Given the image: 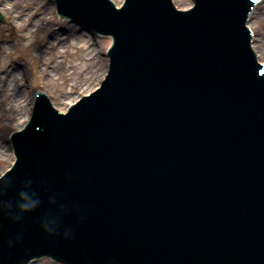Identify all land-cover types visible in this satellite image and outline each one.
Listing matches in <instances>:
<instances>
[{
  "label": "water",
  "instance_id": "obj_1",
  "mask_svg": "<svg viewBox=\"0 0 264 264\" xmlns=\"http://www.w3.org/2000/svg\"><path fill=\"white\" fill-rule=\"evenodd\" d=\"M257 1L57 0L113 37L109 73L67 115L39 97L13 134L0 264H264Z\"/></svg>",
  "mask_w": 264,
  "mask_h": 264
},
{
  "label": "rangeland",
  "instance_id": "obj_2",
  "mask_svg": "<svg viewBox=\"0 0 264 264\" xmlns=\"http://www.w3.org/2000/svg\"><path fill=\"white\" fill-rule=\"evenodd\" d=\"M18 1L17 4H14L13 10L15 12L20 10L21 4L39 7L41 11L37 15V19L39 18L38 16L44 14L46 16L44 19L52 21L54 24L53 29L58 31L59 35H54V32L48 31L42 23L37 27H30L28 26L29 22L27 19L24 21V25H26L25 29H16V24L7 18L10 10H8L9 12L4 10L3 4H0V14L3 19V21L0 22V65L6 62L12 65L13 68L19 70V82L17 83L20 86L19 91L21 90L24 92V97H27L28 101L29 93L33 92L35 96L38 91H46V94L51 97L54 107L64 111L69 104H72L79 97L91 92L92 90L89 91V89L91 87L95 88L97 83L99 85L100 81L103 79L104 76L97 81L101 69L103 67H105L106 71L108 69V59L106 57L107 47L104 48L103 44V40H106V38L98 37V35L94 33L84 31L83 35H87L84 36V38L87 39L85 50L89 49L90 51L93 49V54L91 56L83 54L81 50L72 46L71 42H73V40H66V36L63 34L64 29H62L66 23L72 31L79 33L83 25L79 26L78 23H73L69 19L58 17L51 0ZM263 5L264 3H261L259 8L263 7ZM43 6L46 8L44 9ZM256 14H258L257 11L253 14L250 23L256 34L254 45L260 43L262 33H264V14L259 15L257 19L255 18ZM19 20L20 19H17V22H19ZM2 37L6 38V40H3L4 38L2 39ZM55 38L64 41V44L67 41L71 44H65L67 46L64 49L57 51L53 48L48 49L44 46L45 42V44H48V42L54 43V46H56ZM260 61L264 63V58L261 57ZM52 64L55 66L53 69ZM21 73L23 74L20 75ZM70 86H73V88L70 89ZM32 104L29 109L28 117L31 114ZM24 112L26 113V110ZM16 126L17 125L14 123H6L0 108V137L3 139V144L5 146L9 144L11 147L9 141L10 134L22 127L17 128ZM12 161L13 155L11 151L7 159H0V176L9 168ZM42 259L43 264L55 263V261L48 258H41V260ZM35 261L36 263L34 264H38L40 260Z\"/></svg>",
  "mask_w": 264,
  "mask_h": 264
},
{
  "label": "bare ground",
  "instance_id": "obj_3",
  "mask_svg": "<svg viewBox=\"0 0 264 264\" xmlns=\"http://www.w3.org/2000/svg\"><path fill=\"white\" fill-rule=\"evenodd\" d=\"M19 1L18 0H0V4H3L4 10H10L9 16L7 18L10 19V21H12L13 23L16 24V29L17 28H24L26 27V25H24V21L25 19H27L28 26L30 27H37L38 25H40V23H42L44 25V27L48 30V31H52L55 34L59 35L58 31H55V29H53L54 24L52 23V21L44 19V17L46 18V16L44 14H41L40 16H38L39 18L37 19V15L40 13V8L39 7H34V6H27L24 4L20 5V10L19 11H14V4H17ZM261 3H264V0H262ZM29 5V4H28ZM55 6V4H54ZM43 8L45 9L46 7L43 6ZM264 5L263 7L259 8V5H257L256 8L253 9L250 20L248 22V28H252L251 23V18L253 17V14L255 13V11L258 12V14L255 15V18L257 19L259 15H263L264 14ZM9 12V11H8ZM17 19H20L19 22H17ZM65 26L62 28L64 29V35L66 36V40H73L72 46L75 47L78 50H81L83 54L89 55L91 56L93 54V49H91L89 51L85 50V44L87 43V39L84 38V36L87 35H83L80 33H77L76 31H72V29L67 26V24H64ZM259 26V25H258ZM255 29V28H254ZM90 33V31H88ZM57 37V36H56ZM4 37H2L3 39ZM22 38V37H21ZM3 40H6V38H4ZM256 39H254L255 41ZM111 39L110 37H108L106 40H103V44H104V48L108 47L110 45ZM46 43V42H45ZM44 46L48 49H54V50H62L64 49L68 44L70 45L71 43H69L68 41L65 43L67 45L64 44V41H60L58 38H55V43L56 46H54V43L48 42V44H45ZM258 43V40H257ZM253 49L254 51H256L258 59H260L261 57L264 58V33H262V37L260 39V43L257 45H254L253 42ZM108 59V57H107ZM0 108L1 111L4 115V119L6 121L7 124H16L17 128L21 127L28 115H29V109L30 106L32 104V100L34 97V93L31 92L28 94L29 96V101L27 97H24V92H22L20 89V86L17 84L19 82L18 79V73L19 70L16 68H13L12 65H9L8 63H2L0 65ZM54 64H52V69L54 68ZM105 67H103L101 69V72L99 74V76L97 77V81H99L101 79L102 76H104L105 74ZM23 73H21L20 75H22ZM98 85V83H97ZM97 85L95 86V88L97 87ZM22 86V85H21ZM73 86H70V89H72ZM94 87L90 88V90H93ZM74 100V99H72ZM28 101V102H27ZM72 102V101H71ZM26 110V113L24 112ZM59 110V108H58ZM10 151H11V147L9 146V144L7 146H5L3 144V139L0 137V156H1V160H5L8 158V156L10 155ZM43 259L40 260L38 262V264H43ZM34 263H36V261H34ZM33 263V264H34ZM54 264H62L60 262H55Z\"/></svg>",
  "mask_w": 264,
  "mask_h": 264
},
{
  "label": "clouds",
  "instance_id": "obj_4",
  "mask_svg": "<svg viewBox=\"0 0 264 264\" xmlns=\"http://www.w3.org/2000/svg\"><path fill=\"white\" fill-rule=\"evenodd\" d=\"M37 202L36 201H31V202H25L20 205L21 209L27 210L35 206Z\"/></svg>",
  "mask_w": 264,
  "mask_h": 264
}]
</instances>
